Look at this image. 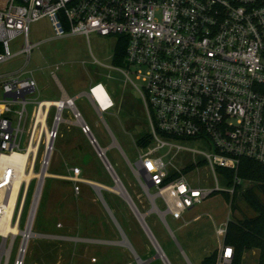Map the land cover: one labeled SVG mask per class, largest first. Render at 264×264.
Instances as JSON below:
<instances>
[{"label": "built area", "instance_id": "obj_1", "mask_svg": "<svg viewBox=\"0 0 264 264\" xmlns=\"http://www.w3.org/2000/svg\"><path fill=\"white\" fill-rule=\"evenodd\" d=\"M41 20L49 23L53 39L79 36L89 43L90 36L97 35L113 39L114 50L125 48L123 67L114 65L113 50L111 65L106 68L119 73L138 94L149 127L144 134L147 145L139 148L136 162L129 163L151 206L147 215L156 213L164 223L167 216L185 223L184 215L211 195L234 194L235 187L243 183L237 177L242 159L264 166V0H0V65L20 55L25 60L20 70L0 75V160L26 153L27 172L36 174L20 185L11 207L12 192L0 166V264H10L17 239L12 264H25L29 242L36 237L33 225L63 113L70 111L72 124L92 137L95 143L88 140L92 146L98 145L74 105L76 97L70 98L59 85V101L66 98V103L48 111L44 101L32 103V123L21 152L26 106L30 104L27 98L37 90L32 73L25 70L35 46L29 42V26ZM21 36V50L12 54L10 44ZM86 97L101 119L115 107L101 82L92 83ZM51 108L55 113L49 127ZM43 113L44 128L37 123V116L43 118ZM14 115L18 116L17 126ZM202 167L208 169L213 185L202 184L199 177L188 180L189 173ZM225 172L233 173L231 185ZM11 173L7 169L9 177ZM108 174L115 186L117 180L110 171ZM81 175L79 168L66 165L64 174L54 177L70 184L76 197L81 185L92 187ZM32 181L35 185L21 228ZM7 226L18 234L6 233ZM225 229L220 231L223 238ZM151 244L166 264L160 247ZM232 260L233 248L222 240L215 264H232Z\"/></svg>", "mask_w": 264, "mask_h": 264}, {"label": "rangeland", "instance_id": "obj_2", "mask_svg": "<svg viewBox=\"0 0 264 264\" xmlns=\"http://www.w3.org/2000/svg\"><path fill=\"white\" fill-rule=\"evenodd\" d=\"M28 36L29 42L35 46L25 70L32 73L37 90L34 95L27 98L30 104L26 106L27 119L24 123L25 134L20 142L21 152L26 146L32 123L34 110L32 103L59 101L60 84L70 98L76 97L74 100L76 109L88 124L98 147L105 149L108 164L119 178L126 194L135 203L139 214L144 217L143 220L170 264H201L205 257L218 250L223 240L220 231L225 229L228 221L255 216L241 200L239 193L235 194L233 199L228 193L211 195L184 215L186 224L169 216L165 217L164 223L156 213L146 216L151 206L137 186L129 163L133 164L138 159L140 151L136 141L148 133L149 127L138 94L130 85L124 83L119 73L106 68L111 65L114 40L97 35H91L89 43L84 37L79 36L53 39L54 35L46 20L31 24ZM23 43L24 38L18 37L10 44L11 53L19 52ZM93 57L103 66L94 64ZM24 62V57L20 55L1 64L0 75L20 70ZM52 75H55V78ZM96 82H101L106 87L115 104L114 109L104 114L102 119L83 94L87 92L90 83ZM54 113V108H51L47 122L49 127ZM62 118L64 121L58 127V138L53 144L49 177L45 180L33 225L36 237L29 242L25 264H138L139 258L146 261L145 264H163L160 259H153L155 250L151 241L127 201L111 192L114 183L94 147L86 136L80 134L81 132L80 151L72 152V161L69 163L82 171V178L92 182V187L81 185L80 194L75 197L70 184L54 177L64 174L65 164H68L65 154L67 136L69 135L71 140L75 139V145L79 140L76 133L79 130L72 124L74 121L72 113L65 111ZM17 124L18 116L14 115V126ZM43 142L36 159L35 171H38ZM113 143H116V146H111ZM193 148L203 150L199 146ZM110 173L113 176L111 171ZM197 177L202 184L206 181L209 186L213 185H210V173L206 167L196 168L187 176L188 180L192 181L197 180ZM34 185L35 182L32 181L21 228ZM93 185H101L109 190L100 189L98 192L113 215L115 223L104 209ZM240 187L241 192L250 187L257 190L256 184L250 181H244ZM151 193H154V190H151ZM256 193L258 194V190ZM232 200L234 212L230 210ZM157 206L162 210L159 200ZM58 225L61 227H57ZM121 239L122 247L113 243ZM126 241L134 252L123 247L127 245ZM18 243L19 239L14 245L10 264L14 260ZM242 257L243 264H257L258 251L244 252Z\"/></svg>", "mask_w": 264, "mask_h": 264}, {"label": "trees", "instance_id": "obj_3", "mask_svg": "<svg viewBox=\"0 0 264 264\" xmlns=\"http://www.w3.org/2000/svg\"><path fill=\"white\" fill-rule=\"evenodd\" d=\"M124 53V47L115 48L114 65L123 67ZM147 143V136L143 135L137 139L136 146L141 148ZM225 174L229 180V185H231L233 173L225 172ZM237 177L243 182L255 183L258 194L253 187L241 192V187L237 186L234 194L229 195V197L233 199V196L239 193L241 200L255 213V216L243 220L228 221L223 242L233 248L232 264H243V253L251 250L258 251L257 264H264V166L251 160L242 159L237 170ZM230 210L231 212L235 211L233 200L230 202ZM216 256L217 251H214L205 257L201 264H215Z\"/></svg>", "mask_w": 264, "mask_h": 264}, {"label": "bare ground", "instance_id": "obj_4", "mask_svg": "<svg viewBox=\"0 0 264 264\" xmlns=\"http://www.w3.org/2000/svg\"><path fill=\"white\" fill-rule=\"evenodd\" d=\"M67 101L66 98H64L62 101H44V106L46 107V110H49V107L53 106H57V107H62L63 104H65ZM43 118L41 116H37V123H42L43 124V128L46 127L45 126V114L43 113ZM50 145V143H49ZM93 146L97 149H99V152L102 155V160L104 163L108 164L104 153V150H100V148L98 147L97 144H93ZM30 152V148L28 149V153ZM27 158L28 155L26 153H14L11 156H3L0 160V166L2 169H4L6 171L5 173V178L4 179L6 181V184H9V188L12 192V197L10 200V206L13 207L14 206V202L16 200V196L18 193V190L20 188V185L23 182L29 183L31 181V179H33L36 174L33 172H27L26 169V163H27ZM7 169H10L12 171L11 176L9 177V175L7 174ZM115 179V177H114ZM97 187H101V189H105L103 188L101 185H97ZM111 191H113L115 194H117L118 196L122 197L125 201H128V197L127 194L125 192V190L123 189L121 183L119 181H116L115 186L113 188H111ZM97 194H99V192H97ZM101 195V194H100ZM11 213L9 212L8 214V221L11 220ZM137 216V220L138 221H144V217L142 215H136ZM6 233L12 232L14 235L18 234V230L17 229H13L10 226H7L5 229ZM155 244V243H154ZM138 264H145L143 263L141 260L137 259Z\"/></svg>", "mask_w": 264, "mask_h": 264}, {"label": "crops", "instance_id": "obj_5", "mask_svg": "<svg viewBox=\"0 0 264 264\" xmlns=\"http://www.w3.org/2000/svg\"><path fill=\"white\" fill-rule=\"evenodd\" d=\"M92 83H90V85H91ZM60 85V84H59ZM89 85V86H90ZM60 87H61V85H60ZM63 89V88H62ZM65 91V90H64ZM85 96H86V93H83ZM74 128H76V129H78L79 131H76V133L78 134V139L79 140H77V145H75L76 143H75V139L74 140H71L70 138H69V135L67 136V139L65 140V154H66V158H67V160H68V164H65V166L67 165V166H69V167H76V166H74V165H72L71 166V163H69L70 161H72V152H74L75 150L79 153V151H80V149H79V145L81 144L80 143V135H79V132H81L80 131V129L78 128V127H76V126H74ZM80 134H82V133H80ZM82 138V137H81ZM81 142H82V144H83V139H81ZM76 146V147H75ZM111 146H116V143H113ZM65 168V167H64ZM94 186V188L96 189V191L98 192V191H100V189H101V187H100V189H99V187H97V185L95 186V185H93ZM99 186V185H98ZM133 204L135 205V203L133 202ZM142 214V213H141ZM146 216H147V212H146V214H145ZM145 216V217H146ZM145 222V221H144ZM145 225H146V227H147V224L145 223ZM147 229H148V231L150 232V230H149V228L147 227ZM150 234H151V232H150ZM152 235V234H151ZM153 236V235H152ZM123 239L125 238V237H122ZM153 239H154V241H155V243L158 245V243H157V241L155 240V238L153 237ZM127 240V239H126ZM150 240V239H149ZM122 242V239H121V241H119V242H113L114 244H119V245H121L120 243ZM126 243H127V245H125V246H123V247H126V248H128V249H130L131 250V252H134L133 250H132V248L130 247V245L128 244V242L126 241ZM119 245H117V246H119ZM159 246V245H158ZM121 247H122V245H121ZM160 247V246H159ZM161 249V248H160ZM163 252V251H162ZM166 258V257H165ZM139 260H141L143 263H145L146 261H144L143 259H141V258H139ZM167 260V259H166ZM147 261H150V260H147ZM168 261V260H167ZM169 263V262H168ZM126 264H130V263H126ZM170 264V263H169ZM189 264V263H188Z\"/></svg>", "mask_w": 264, "mask_h": 264}, {"label": "water", "instance_id": "obj_6", "mask_svg": "<svg viewBox=\"0 0 264 264\" xmlns=\"http://www.w3.org/2000/svg\"><path fill=\"white\" fill-rule=\"evenodd\" d=\"M87 138H88V140H90L92 143H95L94 140L92 139V137L88 136ZM93 147H94V146H93ZM94 149H95V152L97 153V156L99 157V159L101 160V162L103 163V165L106 167V169H107L108 171H111V172L113 173L115 179H116L117 181H119V180L116 178V176H115V174H114V172H113L111 166H110L109 164H106V163L103 162V160H102V158H101L102 155H101V153L99 152V149H97V148H95V147H94ZM126 193H127V192H126ZM96 194H97V193H96ZM97 196H98L99 200L101 201V203H102L104 209H105L106 212L108 213L109 217H110L111 220L115 223V219H114L113 215L111 214L109 208H108V207L106 206V204L103 202V199H102V196L100 195V193L97 194ZM127 197H128V201H127V202H126L125 200H124V201L128 204L129 208L133 211V214H134L135 217L137 218L136 215H139V213H138L137 209L135 208V205H134L133 202L131 201L130 197L128 196V194H127ZM138 223L141 225V227H142V229L144 230V232L146 233L147 237H148L153 243H155L154 240H153V238L151 237L150 232L148 231V229H147V227H146V225H145V222H144V221H142V222H141V221H138ZM153 259H160V257H159V255H158L157 252L155 253V256H154ZM164 263L167 264L166 259L164 260Z\"/></svg>", "mask_w": 264, "mask_h": 264}]
</instances>
